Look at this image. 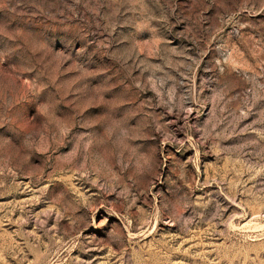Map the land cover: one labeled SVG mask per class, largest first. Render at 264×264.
<instances>
[{"label":"rangeland","instance_id":"obj_1","mask_svg":"<svg viewBox=\"0 0 264 264\" xmlns=\"http://www.w3.org/2000/svg\"><path fill=\"white\" fill-rule=\"evenodd\" d=\"M0 264H264V0H0Z\"/></svg>","mask_w":264,"mask_h":264}]
</instances>
